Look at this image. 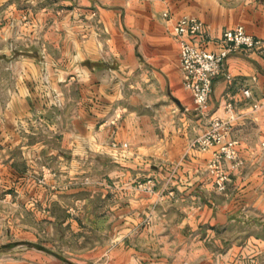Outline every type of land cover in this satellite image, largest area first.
<instances>
[{
    "label": "rangeland",
    "instance_id": "1",
    "mask_svg": "<svg viewBox=\"0 0 264 264\" xmlns=\"http://www.w3.org/2000/svg\"><path fill=\"white\" fill-rule=\"evenodd\" d=\"M121 8L0 0V264H264V102L256 124L217 130L237 141L223 189L214 146L191 144L209 115L181 129L193 156L145 145Z\"/></svg>",
    "mask_w": 264,
    "mask_h": 264
},
{
    "label": "crops",
    "instance_id": "2",
    "mask_svg": "<svg viewBox=\"0 0 264 264\" xmlns=\"http://www.w3.org/2000/svg\"><path fill=\"white\" fill-rule=\"evenodd\" d=\"M119 1L121 25L127 31L124 39L130 43L132 38V50L136 44L142 54L139 62L133 57L130 59L140 71L146 94H150V98L144 101L147 112L141 118L145 145H166L168 157L180 161L194 154L190 150L192 143L189 144L193 136L187 137L181 129L206 120L205 115H209L211 121L217 119L229 124L232 131L235 125L256 124L261 119L258 111L264 102L263 54L257 50H244L228 55L222 73L213 78L208 112L197 118L190 112L195 108L191 94L181 84L177 43L171 31L180 16L188 15L197 17L204 24L205 45L209 51L216 49L224 29L237 25L264 40V0ZM245 88L250 91L246 97L243 94ZM229 103L232 110L227 112ZM254 105L258 107L254 108ZM233 134L229 133L227 141L235 138ZM216 149L214 146L209 154L202 155L211 157Z\"/></svg>",
    "mask_w": 264,
    "mask_h": 264
},
{
    "label": "built area",
    "instance_id": "3",
    "mask_svg": "<svg viewBox=\"0 0 264 264\" xmlns=\"http://www.w3.org/2000/svg\"><path fill=\"white\" fill-rule=\"evenodd\" d=\"M167 16V13L163 14ZM177 43L178 68L181 73V84L191 94L192 103L204 113L212 91L213 78L222 73L223 62L228 55L244 50H257L264 55V40L254 37L245 31L241 25L224 29L217 40L215 50L206 49V34L204 24L194 16H180L171 31ZM244 96H249V88L243 91ZM258 105H254L257 108ZM227 112L232 110L229 103ZM224 123L212 119V134L197 138L192 143L210 149L217 146L212 152L208 163V171L217 176L216 185L223 189L227 175L220 169L219 159L224 157L233 160L236 157L235 140L225 141L223 135L217 130L222 129ZM217 131V132H215Z\"/></svg>",
    "mask_w": 264,
    "mask_h": 264
}]
</instances>
